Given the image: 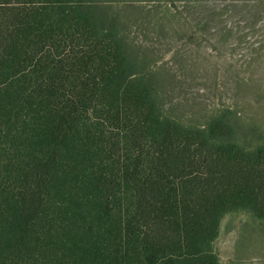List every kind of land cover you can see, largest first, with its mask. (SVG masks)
Returning a JSON list of instances; mask_svg holds the SVG:
<instances>
[{
	"label": "trees",
	"instance_id": "obj_1",
	"mask_svg": "<svg viewBox=\"0 0 264 264\" xmlns=\"http://www.w3.org/2000/svg\"><path fill=\"white\" fill-rule=\"evenodd\" d=\"M113 1L0 0V264H221L264 222V140L160 115Z\"/></svg>",
	"mask_w": 264,
	"mask_h": 264
},
{
	"label": "rangeland",
	"instance_id": "obj_2",
	"mask_svg": "<svg viewBox=\"0 0 264 264\" xmlns=\"http://www.w3.org/2000/svg\"><path fill=\"white\" fill-rule=\"evenodd\" d=\"M141 62L160 115L206 129L230 122L241 142L264 140V0H120L106 3ZM106 12V11H105ZM221 264H264V222L226 215Z\"/></svg>",
	"mask_w": 264,
	"mask_h": 264
}]
</instances>
